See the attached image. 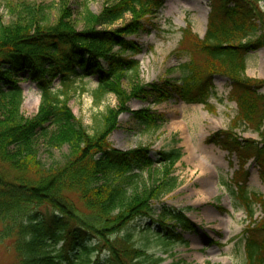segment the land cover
<instances>
[{"label":"trees","instance_id":"1","mask_svg":"<svg viewBox=\"0 0 264 264\" xmlns=\"http://www.w3.org/2000/svg\"><path fill=\"white\" fill-rule=\"evenodd\" d=\"M162 7V0H119L96 15L84 6V28L78 30L66 5L52 18L48 7L25 3L17 7L14 23L0 22V245H10L15 264H163L162 254L186 245L183 234L196 229L184 214L190 209L163 207L157 218L152 209L178 186L173 172L181 150H160L153 161L149 148L123 152L109 138L132 100L153 97L160 104L174 93L187 104L210 107L215 76L230 81L237 116L208 142L235 155L236 189L249 217L254 201L264 208L263 197L245 188L250 160L264 178V80L249 78L245 65L248 54L264 48V0H211L204 37L183 31L188 62L179 67L180 79L143 86L138 63L130 58L140 48L127 38ZM125 17L131 20L120 29L98 30ZM89 78H95L96 106L110 94L118 102L92 133L69 107L76 82ZM24 82L40 94L31 118L21 113ZM135 115L142 127L159 128L161 119ZM237 129L252 131L259 141L240 140ZM42 149L49 157L63 149L66 154L48 165ZM144 220L148 224L141 231L153 236L163 253L137 246L130 227ZM244 233L246 262L264 264V217Z\"/></svg>","mask_w":264,"mask_h":264},{"label":"rangeland","instance_id":"2","mask_svg":"<svg viewBox=\"0 0 264 264\" xmlns=\"http://www.w3.org/2000/svg\"><path fill=\"white\" fill-rule=\"evenodd\" d=\"M119 0H0V22L9 25L17 20V7L25 3L48 7V13L56 18L58 11L67 6L72 21L78 30L84 28L82 11L86 6L98 15L106 7H111ZM163 7L156 17L143 22V29L137 35L128 37L140 48L137 56L130 57L137 61L139 79L143 86L163 85L178 81L181 77L180 66L188 62L183 52V31L190 29L199 39L206 32L211 0H162ZM130 17L112 26H101L98 30H117L130 22ZM246 75L253 79L264 80V49L254 56H247ZM124 87L127 86L124 82ZM77 94L69 102L74 118L81 123L88 133H92L100 117L109 108L118 107L114 95H107L96 106L91 92L96 87L95 78L79 81L74 85ZM212 90L205 108L202 104H184L174 93L166 101L155 104L153 97L143 101L132 100L128 111L118 118L117 129L111 134L109 142L113 148L129 151L137 148H149L150 158L160 150L180 149L181 160L176 164L173 176L178 180L177 189L160 202L153 204L154 218L161 208L167 210H186V217L196 226L192 233L183 234L186 245L175 244L167 255L162 254L163 264H248L246 262L244 241L245 230L252 223L258 224L264 217V208L258 203L247 208L239 198L236 188L235 172L238 171L235 155L214 146L208 139L215 133L226 131L231 121L237 116V108L229 98V81L223 77H213ZM24 100L21 113L25 118L33 117L39 105V91L29 82L22 83ZM84 91V92H82ZM264 94V87L261 91ZM35 99L37 103L34 104ZM210 108V109H209ZM149 114L161 119L158 129L142 127L136 113ZM234 130L237 137L259 141L252 131L244 133ZM66 150L53 151L49 157L44 150L41 159L48 165L59 161ZM245 188L251 195L264 197V178L259 176L256 163L249 161ZM147 221H136L130 231L135 233L137 246L146 247L149 253H163L162 246L153 236L141 230ZM156 226L153 225L152 229ZM178 233H180L178 231ZM264 239V236L261 237ZM148 241V242H147ZM15 257L8 243L0 245V264H15Z\"/></svg>","mask_w":264,"mask_h":264},{"label":"bare ground","instance_id":"3","mask_svg":"<svg viewBox=\"0 0 264 264\" xmlns=\"http://www.w3.org/2000/svg\"><path fill=\"white\" fill-rule=\"evenodd\" d=\"M37 103V99H35L34 104Z\"/></svg>","mask_w":264,"mask_h":264}]
</instances>
